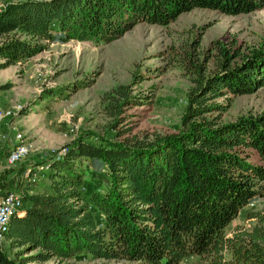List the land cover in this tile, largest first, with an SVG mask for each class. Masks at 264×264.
Segmentation results:
<instances>
[{"label":"trees","instance_id":"obj_1","mask_svg":"<svg viewBox=\"0 0 264 264\" xmlns=\"http://www.w3.org/2000/svg\"><path fill=\"white\" fill-rule=\"evenodd\" d=\"M195 7L237 14L264 7V0H9L0 11V68L54 39L107 43L140 21L168 24ZM213 44L212 70L208 59L186 53L194 85L177 132L120 138L119 129L101 142L81 135L42 160L39 187L26 173L19 186L0 187V195L18 190L23 197L7 245L0 240V264L86 256L181 264L190 255L212 264H264V207L250 211L252 227L227 231L245 205L264 195V109L222 119L236 95L264 85V46ZM146 97L133 93L132 82L105 91L111 126ZM84 157L98 162L103 185L85 190Z\"/></svg>","mask_w":264,"mask_h":264},{"label":"rangeland","instance_id":"obj_2","mask_svg":"<svg viewBox=\"0 0 264 264\" xmlns=\"http://www.w3.org/2000/svg\"><path fill=\"white\" fill-rule=\"evenodd\" d=\"M215 39L226 43L236 40L243 50L264 46V7L237 14L195 7L181 12L168 24L140 21L107 43L83 37L54 39L39 53L0 68V101L8 107L22 104L20 112L2 121L0 145L4 149L14 145L17 131L32 143L26 159L14 164L3 161L4 179L19 186L26 181V173L30 178L35 176L30 181L39 187L45 178L42 160L81 135L101 142L114 139L119 129L125 131L120 138L177 132L182 126L187 92L194 85L195 72L186 64V53L208 59V69L212 70L217 57ZM130 82L133 93L146 95L148 100L129 106L113 127L112 118L103 111L102 96L114 86ZM263 109L264 85L254 92L236 95L222 119L232 120ZM2 156L5 159V154ZM79 162L87 178L85 190L103 185L97 161L84 157ZM262 207L264 195L241 209L229 224L228 233L252 227L256 219L249 213ZM0 240L7 245L5 236ZM41 264L141 263L86 256L52 258ZM181 264L212 263L203 256L190 255Z\"/></svg>","mask_w":264,"mask_h":264},{"label":"built area","instance_id":"obj_3","mask_svg":"<svg viewBox=\"0 0 264 264\" xmlns=\"http://www.w3.org/2000/svg\"><path fill=\"white\" fill-rule=\"evenodd\" d=\"M7 3L0 1V11ZM22 104L14 105L13 107H8L0 101V144L3 139V133L1 129V122L16 115L17 112H20ZM16 143L12 146L8 154V162L15 163L32 151V143L27 139L23 133L16 132L14 135ZM67 149L66 145H63L60 152H63ZM35 180V176L31 177ZM23 197L20 191L18 190H9L5 194L0 195V238L5 236V233L9 230L10 220L12 215L15 213L21 214L23 209Z\"/></svg>","mask_w":264,"mask_h":264},{"label":"crops","instance_id":"obj_4","mask_svg":"<svg viewBox=\"0 0 264 264\" xmlns=\"http://www.w3.org/2000/svg\"><path fill=\"white\" fill-rule=\"evenodd\" d=\"M3 146L4 145H0V182L3 183L4 185H2L0 187L12 184V183H10L9 180H4V178H3L5 175V173H4L5 172L4 166L5 165L3 164V161H6V158L4 159L2 155L4 154L5 151L11 149L13 145L10 148H5V149L3 148ZM5 163H7V161Z\"/></svg>","mask_w":264,"mask_h":264}]
</instances>
